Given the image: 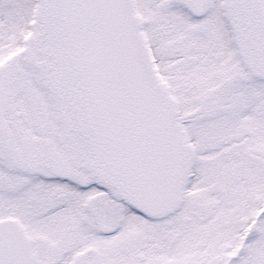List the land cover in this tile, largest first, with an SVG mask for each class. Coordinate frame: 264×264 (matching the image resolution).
Here are the masks:
<instances>
[{"label": "snow or ice", "instance_id": "obj_1", "mask_svg": "<svg viewBox=\"0 0 264 264\" xmlns=\"http://www.w3.org/2000/svg\"><path fill=\"white\" fill-rule=\"evenodd\" d=\"M0 264H264V0H0Z\"/></svg>", "mask_w": 264, "mask_h": 264}]
</instances>
